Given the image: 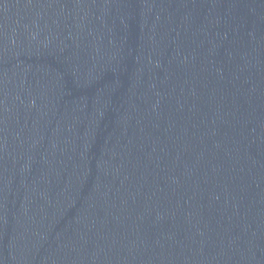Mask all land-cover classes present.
Instances as JSON below:
<instances>
[{"label": "water", "instance_id": "1", "mask_svg": "<svg viewBox=\"0 0 264 264\" xmlns=\"http://www.w3.org/2000/svg\"><path fill=\"white\" fill-rule=\"evenodd\" d=\"M0 264H264V0H0Z\"/></svg>", "mask_w": 264, "mask_h": 264}]
</instances>
